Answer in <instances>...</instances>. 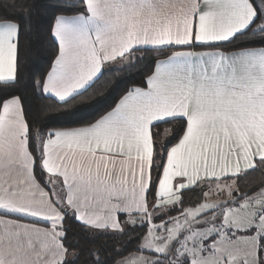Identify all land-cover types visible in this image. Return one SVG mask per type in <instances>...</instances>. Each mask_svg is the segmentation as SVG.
Masks as SVG:
<instances>
[{"label":"snow or ice","instance_id":"obj_1","mask_svg":"<svg viewBox=\"0 0 264 264\" xmlns=\"http://www.w3.org/2000/svg\"><path fill=\"white\" fill-rule=\"evenodd\" d=\"M117 74L110 110L41 126L34 101L70 112ZM256 173L264 0H0V264H264Z\"/></svg>","mask_w":264,"mask_h":264},{"label":"trees","instance_id":"obj_2","mask_svg":"<svg viewBox=\"0 0 264 264\" xmlns=\"http://www.w3.org/2000/svg\"><path fill=\"white\" fill-rule=\"evenodd\" d=\"M31 2L39 9L40 5L47 2V0H31ZM51 48L49 46L39 47L33 46L31 53L25 55V64L23 68L24 79L29 83L33 79H38L42 74H44L49 67L51 62ZM154 55V54H153ZM152 57H146L141 68L147 69L150 67ZM105 79H111L113 83L110 87L103 90L102 94H95L96 89L100 88L104 81L100 84L95 85V87L88 93L90 99L84 103L77 102L72 106L70 112L68 111H49L46 115L41 116L39 109L41 106L51 105L54 101L53 99H44L34 101V110L36 111L37 118L42 120V127L47 130L48 128H65L80 126L89 120L97 118L103 112L110 110L114 105L115 101L118 99L121 91L125 87L130 85L126 83H120L123 77L119 74L115 76H106ZM139 77L137 81H139ZM168 127L179 128V125H169ZM264 183V174L256 173L255 175L248 178L247 181L241 182L242 190H247L249 184L258 185ZM69 236L75 237L76 239H83L80 235V229L78 227H73L69 232ZM105 241H97V244H103ZM108 243H111L109 241ZM122 243L128 248V253H131L137 245L135 243H129L127 238L122 241Z\"/></svg>","mask_w":264,"mask_h":264},{"label":"crops","instance_id":"obj_3","mask_svg":"<svg viewBox=\"0 0 264 264\" xmlns=\"http://www.w3.org/2000/svg\"><path fill=\"white\" fill-rule=\"evenodd\" d=\"M53 100H55V98H52Z\"/></svg>","mask_w":264,"mask_h":264}]
</instances>
